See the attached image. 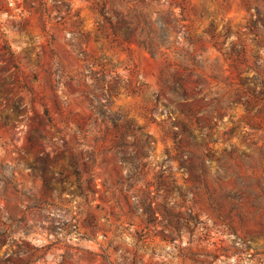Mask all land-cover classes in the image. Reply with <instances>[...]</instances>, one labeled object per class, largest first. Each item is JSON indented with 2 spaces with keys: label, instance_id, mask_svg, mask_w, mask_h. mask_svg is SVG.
Masks as SVG:
<instances>
[{
  "label": "rangeland",
  "instance_id": "rangeland-1",
  "mask_svg": "<svg viewBox=\"0 0 264 264\" xmlns=\"http://www.w3.org/2000/svg\"><path fill=\"white\" fill-rule=\"evenodd\" d=\"M256 11L0 0V264H264Z\"/></svg>",
  "mask_w": 264,
  "mask_h": 264
},
{
  "label": "trees",
  "instance_id": "trees-1",
  "mask_svg": "<svg viewBox=\"0 0 264 264\" xmlns=\"http://www.w3.org/2000/svg\"><path fill=\"white\" fill-rule=\"evenodd\" d=\"M100 15L104 18V20L106 22H108L113 29L118 27L120 24H122V20L118 19V21H113L109 16H106L103 12V10H100ZM255 16V17H254ZM259 25H262L264 27V11L259 12L256 11L254 14H251L250 19L247 22V27L249 30L254 31L256 28L259 27ZM257 45L260 47V44L257 42ZM2 49L5 51L7 57H8V61H15V56L14 53L11 51V49L9 48V46L6 45V42L4 41V45L2 47ZM99 114L101 113L102 118H105L109 121V123L112 125V127L118 131V138L115 141V147L117 149L120 148H124L126 147V142H125V137L129 136V135H133L134 131H139L140 132V128H133V126L126 121L125 126L123 127V130H120V126H118V120L115 118V116H104L103 111L99 110L98 112ZM141 135V133H139ZM149 141H144V144L146 146H148ZM134 159V158H133ZM32 169H35L34 166H30ZM41 178L43 179V182L46 184L47 179L45 178V176L41 174Z\"/></svg>",
  "mask_w": 264,
  "mask_h": 264
}]
</instances>
